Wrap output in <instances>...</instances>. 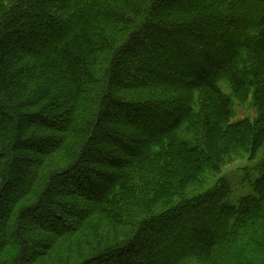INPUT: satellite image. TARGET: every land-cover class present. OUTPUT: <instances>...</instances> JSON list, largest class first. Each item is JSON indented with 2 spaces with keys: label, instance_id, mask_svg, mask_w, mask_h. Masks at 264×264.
I'll return each mask as SVG.
<instances>
[{
  "label": "trees",
  "instance_id": "trees-1",
  "mask_svg": "<svg viewBox=\"0 0 264 264\" xmlns=\"http://www.w3.org/2000/svg\"><path fill=\"white\" fill-rule=\"evenodd\" d=\"M263 142L264 0H0V264L75 236L71 264H264ZM238 149L262 173L234 206Z\"/></svg>",
  "mask_w": 264,
  "mask_h": 264
},
{
  "label": "rangeland",
  "instance_id": "rangeland-1",
  "mask_svg": "<svg viewBox=\"0 0 264 264\" xmlns=\"http://www.w3.org/2000/svg\"><path fill=\"white\" fill-rule=\"evenodd\" d=\"M250 57L246 56V60L243 62L241 66L242 72L249 73L252 69V65L250 64ZM221 90L230 96L232 100V108H233V116L232 121L239 119H249L254 120L259 114V107L255 102V96L252 90L246 89L244 92H237L233 89L232 86L228 84L226 81H222L219 84ZM194 105H199L203 100V96L201 92H194L192 94ZM195 107V111H196ZM185 132L191 133L190 130L184 128L183 132L180 133V136H185ZM77 140L73 138V140L69 141L67 147L61 152H58L52 158L49 159L48 164L42 168V173H47L49 169L55 168L59 163L65 162V160L69 159L73 154L75 146L77 144ZM259 150H264V142L260 146ZM261 152V151H260ZM258 153L254 157H250L248 152L244 150L238 149L236 152H232L231 156L227 159V163L221 168L216 178H222L227 184L228 197L227 201L232 205L237 206L239 200L247 195L254 194L253 184L254 181L260 176L262 173L261 170V153ZM200 187V186H199ZM199 187L191 186L190 189H198ZM86 238H89L86 235ZM70 238L68 241H71ZM67 240H60L54 244L52 249L45 250L41 248H37L36 254L33 255L34 262L33 264H61L62 261L67 260V263L71 264L81 259L85 254H88V245L87 239H80L79 236H75L74 242L77 245L75 251H71V246ZM89 241V240H88ZM71 255V259L67 257Z\"/></svg>",
  "mask_w": 264,
  "mask_h": 264
}]
</instances>
